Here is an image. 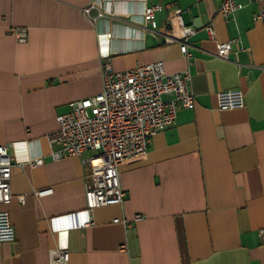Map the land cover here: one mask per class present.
<instances>
[{
	"label": "crops",
	"instance_id": "0c3cea01",
	"mask_svg": "<svg viewBox=\"0 0 264 264\" xmlns=\"http://www.w3.org/2000/svg\"><path fill=\"white\" fill-rule=\"evenodd\" d=\"M234 1L224 18L221 0H0V145L13 164L11 200L0 209L16 236L0 243V264H50L58 248L68 264H264V19L255 20L264 0ZM92 3L104 14L94 23L82 14ZM155 5L161 10L142 25ZM177 10L195 28L188 60L167 38ZM15 27L28 30L25 43L10 35ZM231 40L229 57H217V43ZM106 49L117 71L162 61L168 74L188 72L195 106L179 110L143 157L118 167L121 205L65 231L62 217L85 210L92 152L53 160L58 147L47 136L70 102L101 91ZM226 90H241L244 107L219 110ZM136 214L143 219L128 227L113 222Z\"/></svg>",
	"mask_w": 264,
	"mask_h": 264
},
{
	"label": "built area",
	"instance_id": "2783aa9c",
	"mask_svg": "<svg viewBox=\"0 0 264 264\" xmlns=\"http://www.w3.org/2000/svg\"><path fill=\"white\" fill-rule=\"evenodd\" d=\"M260 3L262 0H249ZM238 9L234 0H221L219 15L228 18ZM96 10V16L91 11ZM161 10L158 5L145 7L142 25L154 19ZM85 19L97 22L104 17L103 12L94 3L82 8ZM264 19V10L255 16V20ZM210 39H215L212 23L204 26ZM17 42L27 41L28 30L23 27L10 29ZM195 28L182 20L181 11L170 13L167 38L179 44L180 53L188 60V39ZM110 33L99 35L101 44L108 46ZM234 41L219 42L216 56L227 59L232 53ZM101 91L93 96L70 102L69 109L55 118L56 129L47 136L53 160L63 156H78L90 151L87 158L91 182L85 185V210L63 216L65 231L87 227L92 223L91 212L108 205H121L125 193L121 188L118 167L133 159L143 157L152 137L176 123L177 112L192 109L195 99L190 91L188 72L168 74L164 62L157 61L131 69L117 71L110 61L108 50L100 53ZM219 110L243 108L245 97L241 90H226L216 96ZM32 167L42 165L38 158L30 162ZM13 164L7 147L0 145V206L11 200V177ZM22 200V198H20ZM143 216L136 214L132 219H115L113 222L128 227L139 222ZM54 229L57 230L56 226ZM15 229L11 224L8 211L0 209V243L14 242ZM258 238L264 244V227L258 231ZM69 254L65 248L51 252L50 264H68Z\"/></svg>",
	"mask_w": 264,
	"mask_h": 264
}]
</instances>
